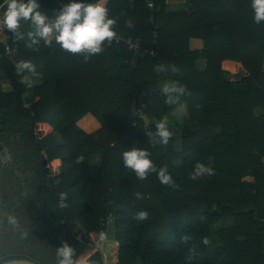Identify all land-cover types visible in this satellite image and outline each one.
Returning a JSON list of instances; mask_svg holds the SVG:
<instances>
[{
	"label": "trees",
	"instance_id": "trees-1",
	"mask_svg": "<svg viewBox=\"0 0 264 264\" xmlns=\"http://www.w3.org/2000/svg\"><path fill=\"white\" fill-rule=\"evenodd\" d=\"M170 1L183 4L171 9ZM69 2L39 0L49 17ZM102 2L117 20V35L131 38L139 49L124 40L106 41L104 51L86 61L55 40L51 47L43 40L28 47V22H22L21 40L6 29L0 32V76L12 86L9 92L0 88V139L7 143L6 136L20 134L24 121L48 122L52 131L15 155L27 159L42 149V164L61 161L56 174L47 172V187L40 192L43 211L27 198L15 204L14 212L24 219L16 225L25 226L18 228L19 236L26 235L32 253L6 255L0 262L24 257L56 264V248L67 241L86 254L85 263L103 264L99 251L80 247L73 228L104 229L101 222L110 214L119 264H264V21H254L251 0ZM6 36L18 60L36 65L40 75L33 87L19 83L17 62L3 51ZM196 39L201 43L192 48ZM202 57L201 71L196 60ZM238 63L245 76L231 79ZM157 64L167 72L157 73ZM171 64L179 72H172ZM168 81H178L190 94L166 104L161 86ZM27 92L36 99L23 107L24 99L30 101ZM180 105L191 133H181L178 147L174 135L166 145L150 142L145 129L154 133L159 122L154 119ZM256 109L261 113L254 114ZM142 115L149 120L146 128ZM92 118L99 126L90 122L86 128L84 121ZM133 147L147 150L158 169L166 166L173 184H162L156 173L140 180L124 167L122 154ZM80 155L84 161L77 164ZM197 162L210 164L215 175L190 179ZM60 192L67 193L65 209L58 205ZM19 195L21 187L14 193ZM140 210L148 212L147 220L134 219ZM183 234L191 235L188 244L181 241ZM204 237L208 245L202 244ZM189 248L196 252L191 260Z\"/></svg>",
	"mask_w": 264,
	"mask_h": 264
},
{
	"label": "clouds",
	"instance_id": "clouds-1",
	"mask_svg": "<svg viewBox=\"0 0 264 264\" xmlns=\"http://www.w3.org/2000/svg\"><path fill=\"white\" fill-rule=\"evenodd\" d=\"M0 8H4L3 20L0 21V30L6 29L11 32L16 40L24 38V34L20 31L22 22H28L31 31L28 36L32 45H39L43 40L44 45L51 47L53 40L61 49L71 54H83L85 60L88 57L98 55L104 51V43L117 38L115 25L117 20L110 17L109 10L102 0H96L95 3H89L87 0H70L69 3L63 4L56 11L54 17H49L45 11L41 10L39 0H4L0 4ZM251 8L254 11V21L259 24L264 21V0H251ZM128 26L132 27V22L128 21ZM172 72H179V68L171 64L169 65ZM157 73H166L167 68L164 64H157L154 68ZM15 71L20 77L19 83L28 88L33 87V78L40 74L37 72L36 65L31 60H20L15 64ZM161 94L166 97L165 103L168 105L177 104L181 96L187 93L186 87L179 84L178 81H168L162 84ZM40 122V121H37ZM145 133L149 136L150 142L167 144L173 132L168 127L166 118L161 119L156 124V131L153 133L147 128ZM157 137L159 138L157 140ZM124 167L134 171L136 177L144 180L150 173H156L157 178L162 184L171 185L173 180L167 171V167L157 168L150 159V154L142 148H131L122 154ZM84 156L76 157V163H83ZM215 175V170L210 164L197 162L190 174V179L196 180L202 177H210ZM137 198L141 194L136 193ZM58 205L61 209L67 208V193L60 192L58 194ZM204 217H202L203 219ZM134 219L145 221L148 219V212L140 210L135 213ZM9 223L16 224L17 221L9 217ZM181 241L188 244L192 237L188 234L181 236ZM101 242L106 240V235L101 232L99 235ZM202 244L208 245L210 240L207 237L202 238ZM191 260L196 252L195 248L188 249ZM76 249L67 241H62L56 248V264H77L74 259ZM83 264V262H80Z\"/></svg>",
	"mask_w": 264,
	"mask_h": 264
},
{
	"label": "flooded vegetation",
	"instance_id": "flooded-vegetation-1",
	"mask_svg": "<svg viewBox=\"0 0 264 264\" xmlns=\"http://www.w3.org/2000/svg\"><path fill=\"white\" fill-rule=\"evenodd\" d=\"M35 124L31 121H24L22 123V131L18 132L17 136L14 134H10L6 136L8 138V142L5 143L0 139V180L3 179L5 170L9 172V176L12 177V186H10V191L3 192V189L0 185V225H14L9 223V217L15 219L14 208L15 204L19 202L20 199L30 200L35 202L36 211H43V203L40 202L42 197L40 192L42 189H46V181L48 176V171L46 168V164H42V160L46 158L44 151L41 149L39 151L41 160L39 158V154L29 153V157L27 159L22 158L21 156H16L15 151H26L31 149L36 144V140L43 136L42 132H39L35 129ZM3 149L7 150L8 158L3 161L1 151ZM31 153L33 150L30 151ZM49 174L51 173L49 171ZM27 184V185H25ZM17 187H21L24 195L14 196L15 190ZM19 204V203H18ZM25 205L24 216L27 220H29L28 211ZM22 212V213H23ZM20 219L17 217V223ZM16 223V224H17ZM44 249V247H43Z\"/></svg>",
	"mask_w": 264,
	"mask_h": 264
},
{
	"label": "rangeland",
	"instance_id": "rangeland-1",
	"mask_svg": "<svg viewBox=\"0 0 264 264\" xmlns=\"http://www.w3.org/2000/svg\"><path fill=\"white\" fill-rule=\"evenodd\" d=\"M169 4H170L171 9H174V8L180 7L183 4V2L170 1ZM193 44L195 43L192 41V48H194ZM204 61H205V58L203 57L198 58L196 60V66L201 71L204 69ZM233 72H239V75H235ZM244 74H245V68L240 63H238L236 66V69H234L230 73V78L231 79H243L245 76ZM26 95H27V99H29L30 101H33L35 99V97L32 96V92H27ZM183 111H184V107L180 105V106H177L176 108H173L169 114L164 115V117L162 118V119L166 118L168 121V124L171 126L170 130L173 132V135L176 137V142H175L176 147L180 145L181 140L179 136L181 135V133L183 132L191 133V129H187L185 126L186 125L185 120H184L185 115L183 114ZM261 111L262 110L260 109H256L254 114H260ZM160 120L161 119H154V121H157V122ZM90 122H93L94 126L98 125L95 119L92 118L90 119V121L86 119L84 121V124H86L85 126L86 128H89L88 126H93V124L91 125ZM41 123L42 124L40 126V129H42L41 131L43 135L52 131V126L48 122L46 123L49 126V128L45 126V122H41ZM1 154H2L3 161L8 158L6 149H3L1 151ZM60 164H61V161L59 159H52L47 162L46 168L50 171V167H52V169L55 171L51 170L50 172L56 174L60 169ZM3 173L5 174L3 176V179L0 180V185L3 189V192H8L10 191L9 187L12 186V177L9 176V172L7 170H5ZM13 216H15V220L17 221V215L14 214ZM0 222L3 223V221L1 220ZM22 224L23 223L20 224V227H19V224L18 225L16 224L8 225V226L4 224L0 225V257L10 255V254L32 253L31 248H28V246H26L27 243L23 240V238H25L24 236L26 235L19 236L20 234L18 232V228H22L23 230H25V226H23ZM107 226L108 227L105 233L106 240L104 241V250L107 253V259H108L109 264H119L116 259V251L118 249L117 247L118 244H117V241H115L113 237L112 216ZM25 234H27V232ZM28 245L30 247L29 242H28ZM80 247H83L84 249H88L89 246L88 244L84 242H80ZM85 255L86 254L83 253L81 249H76V256L74 257V259L77 261V264H80V262H84L83 264H88V263H85L84 261Z\"/></svg>",
	"mask_w": 264,
	"mask_h": 264
},
{
	"label": "built area",
	"instance_id": "built-area-1",
	"mask_svg": "<svg viewBox=\"0 0 264 264\" xmlns=\"http://www.w3.org/2000/svg\"><path fill=\"white\" fill-rule=\"evenodd\" d=\"M0 21H2V20H0ZM1 31L2 30H0V32ZM7 38H8V36H6V38H5L6 40H5L4 46H3V51H4L5 56L9 60H11L12 62L20 61L21 59L18 60L16 58L17 48L15 46H12L11 44H9V42L7 41ZM121 40H124V39H122L119 35H117L116 39H114L112 41H107V43H111L113 41L114 42H119ZM124 41L128 44L129 48L139 49V45L136 42H133L131 40V38H126ZM142 50L144 51V53L154 54V50L153 49L143 48ZM22 106L23 107H27L28 104L24 101L22 103ZM41 124H42L41 122H36V124H35V129L36 130L39 129L38 130L39 132H42L41 131L42 129H40ZM51 170L55 171V170L52 169V167H50V171ZM110 219H111V215L109 214L108 218L101 222V225H103L105 228L101 229V230H98V231H94V230L84 231V230H80L78 227H74L73 228V232L76 234V236H77V238L79 239L80 242H84V243L88 244V246L91 249L99 251V253L101 254V258H102L103 264H108V262H107L108 259H107V253L104 250V241L101 242L99 240V235H100L101 232L106 233L107 227H108L107 225H108ZM116 255H117V251H116Z\"/></svg>",
	"mask_w": 264,
	"mask_h": 264
},
{
	"label": "water",
	"instance_id": "water-1",
	"mask_svg": "<svg viewBox=\"0 0 264 264\" xmlns=\"http://www.w3.org/2000/svg\"><path fill=\"white\" fill-rule=\"evenodd\" d=\"M235 75H239V72H235ZM143 121H144V127L146 128L148 126L149 120L145 115H142ZM0 264H41L35 260L19 257V258H10L6 259L0 262Z\"/></svg>",
	"mask_w": 264,
	"mask_h": 264
},
{
	"label": "crops",
	"instance_id": "crops-1",
	"mask_svg": "<svg viewBox=\"0 0 264 264\" xmlns=\"http://www.w3.org/2000/svg\"><path fill=\"white\" fill-rule=\"evenodd\" d=\"M5 9L4 8H0V20H2L3 19V11H4ZM2 18V19H1ZM193 42L195 43V44H193L194 46L193 47H196V46H199L200 45V41L199 40H193ZM233 73H235V72H233ZM0 75H1V72H0ZM34 80V79H33ZM34 82H35V80H34ZM0 88H1V91H4V92H9V91H11L12 90V86L10 85V83H9V81H8V79L6 78V77H4V76H0ZM36 99V98H35ZM26 102L28 105H29V103H31L32 101H27L26 99H24L23 100V102ZM28 107V106H27ZM46 123V122H45ZM89 248V247H88ZM113 259V258H112ZM117 259V258H116ZM108 262V261H107ZM108 264H109V262H108Z\"/></svg>",
	"mask_w": 264,
	"mask_h": 264
},
{
	"label": "bare ground",
	"instance_id": "bare-ground-1",
	"mask_svg": "<svg viewBox=\"0 0 264 264\" xmlns=\"http://www.w3.org/2000/svg\"><path fill=\"white\" fill-rule=\"evenodd\" d=\"M45 126H46L47 128H49V126L47 125V123H45Z\"/></svg>",
	"mask_w": 264,
	"mask_h": 264
}]
</instances>
